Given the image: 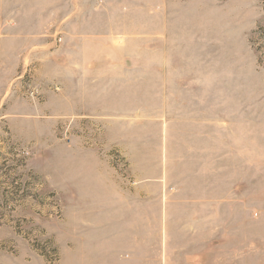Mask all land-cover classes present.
<instances>
[{
	"label": "rangeland",
	"instance_id": "1",
	"mask_svg": "<svg viewBox=\"0 0 264 264\" xmlns=\"http://www.w3.org/2000/svg\"><path fill=\"white\" fill-rule=\"evenodd\" d=\"M0 264H264V0H0Z\"/></svg>",
	"mask_w": 264,
	"mask_h": 264
}]
</instances>
